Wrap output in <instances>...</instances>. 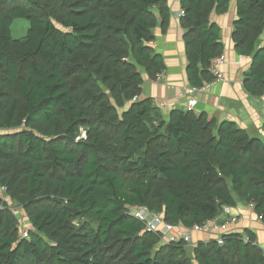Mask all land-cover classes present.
Instances as JSON below:
<instances>
[{
  "label": "trees",
  "instance_id": "obj_1",
  "mask_svg": "<svg viewBox=\"0 0 264 264\" xmlns=\"http://www.w3.org/2000/svg\"><path fill=\"white\" fill-rule=\"evenodd\" d=\"M231 2L181 1L192 88L215 80L225 48L211 17ZM237 13L244 88L260 98L264 0H237ZM17 19L30 22L21 40ZM169 20L166 0H0V187L12 203L0 200V264H264L252 232L190 254L130 215L192 229L242 203L264 222V135L188 110L164 118L141 99L144 74L166 69L150 44Z\"/></svg>",
  "mask_w": 264,
  "mask_h": 264
},
{
  "label": "crops",
  "instance_id": "obj_2",
  "mask_svg": "<svg viewBox=\"0 0 264 264\" xmlns=\"http://www.w3.org/2000/svg\"><path fill=\"white\" fill-rule=\"evenodd\" d=\"M182 0H166L170 11V20L165 30L161 23L154 30L155 40L150 44L156 53L164 58L166 69L160 81L144 74L141 99H152L164 118H167L173 110H188V102L195 99L197 105L193 112L197 115L207 114L210 119L233 121L253 137L264 135V102L260 98L251 96L244 88V77L250 68V58L236 52L233 42L234 23L238 19L237 0H232L230 9L226 14H213L211 19L221 31V42L224 45V58L226 62L221 67L226 77L222 83L216 79L211 84L199 88L190 95L192 86L188 80L185 35L186 28L182 25L180 13ZM156 14L159 12L156 9ZM160 17V16H159ZM262 37L260 44L262 45ZM232 215L237 216L235 225H230L226 232H192L189 241H185L188 252L200 243H209L217 240L223 234H240L247 237L252 232L256 243L264 251V222L258 217L248 204L240 203L232 209ZM221 212L214 220L217 224H224L230 220ZM186 229L178 228L176 234H185Z\"/></svg>",
  "mask_w": 264,
  "mask_h": 264
},
{
  "label": "built area",
  "instance_id": "obj_3",
  "mask_svg": "<svg viewBox=\"0 0 264 264\" xmlns=\"http://www.w3.org/2000/svg\"><path fill=\"white\" fill-rule=\"evenodd\" d=\"M184 15V11L182 10L180 13V16ZM226 62L224 56L218 57L214 59L210 65V72L213 74L215 79L219 82L225 83L226 77L222 73L221 67ZM163 78V73L156 74L155 80L160 81ZM198 88H190L189 94L192 95L195 92H197ZM261 101L264 102V91L262 96L260 97ZM197 105V101L195 99H190L188 102V111H193L194 107ZM85 134L82 133V137L84 138ZM1 192L5 193L7 191L6 188L0 187ZM249 207L254 210V206L251 204ZM223 214L225 216L231 217L230 220L224 224H217V222L212 219L207 221L202 226H194L192 229H186L185 234L177 235L176 232H178L177 226H173L170 224H166L164 221V218L162 215L155 214L150 212L147 208L142 207H134L130 209V215L134 216L135 218L139 219L140 221L144 222L146 225L145 231L152 232V233H158L161 234L162 241L164 243L170 244V243H178L180 241H189V235L192 232H210V231H222L226 232L230 225H235L237 222V216H233L232 214V208L230 207H224L223 208ZM20 237L22 239L27 238L29 236V226L25 225L24 223L20 222ZM222 237V236H221ZM219 237L217 239V242L219 244H223L222 238ZM245 241L248 240V237H244Z\"/></svg>",
  "mask_w": 264,
  "mask_h": 264
},
{
  "label": "rangeland",
  "instance_id": "obj_4",
  "mask_svg": "<svg viewBox=\"0 0 264 264\" xmlns=\"http://www.w3.org/2000/svg\"><path fill=\"white\" fill-rule=\"evenodd\" d=\"M30 28V22L24 19H17L12 26V35L15 39L21 40L26 38L27 32ZM262 41L264 42V35L262 36ZM0 200L9 201L6 194L0 190ZM11 207L12 203H8ZM13 208V206H12ZM15 212L19 215L20 222L29 226L26 214L21 208H14Z\"/></svg>",
  "mask_w": 264,
  "mask_h": 264
}]
</instances>
